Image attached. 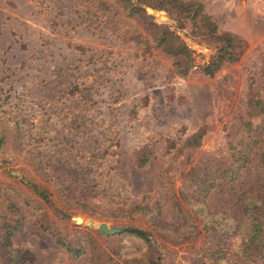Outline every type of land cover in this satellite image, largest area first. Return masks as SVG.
I'll list each match as a JSON object with an SVG mask.
<instances>
[{
  "label": "rangeland",
  "instance_id": "374dc122",
  "mask_svg": "<svg viewBox=\"0 0 264 264\" xmlns=\"http://www.w3.org/2000/svg\"><path fill=\"white\" fill-rule=\"evenodd\" d=\"M191 1L219 32L244 42L211 75L201 67L213 50L190 25L175 30L193 52L180 76L117 0H0V264H92L93 240L114 259L138 256L145 243L103 237L97 225L154 233L148 217H157L168 241L187 217L237 215L242 190L264 185V169L253 164L233 180L215 178L204 196L199 185L231 159L229 141L245 134V93L250 79L257 89L264 57V0ZM146 8L173 29L164 10ZM56 235L82 252L73 256ZM171 241L153 244V256L209 264L199 241Z\"/></svg>",
  "mask_w": 264,
  "mask_h": 264
},
{
  "label": "trees",
  "instance_id": "16d2710c",
  "mask_svg": "<svg viewBox=\"0 0 264 264\" xmlns=\"http://www.w3.org/2000/svg\"><path fill=\"white\" fill-rule=\"evenodd\" d=\"M117 1L122 4L126 16H136L149 28L153 45L171 57L172 70L177 75H185L191 68L193 52L175 32L176 29L190 25L192 37L210 44L213 52L209 54L207 62L201 67L202 72L207 75L213 74L224 62L235 61L243 48L242 40L227 32H219L214 21L202 12V7L197 2L191 0ZM145 6L153 10H164L174 22L173 29L163 23L153 21V16L149 14L147 8L145 10ZM152 12L159 20L163 19V12ZM251 84L250 79L245 93L248 119L241 122V129L245 131V134L240 136L236 142L229 141L228 149L231 159L224 160L221 164L217 162L216 165H222V167L218 171H213L210 176H206V181H200L199 185L202 184L203 193L200 189L199 191L202 196L207 194L215 178L233 180L239 171L251 164L264 169V57L261 58L260 81L257 89L253 90ZM249 117L256 118V122ZM201 134V131L193 133L188 141L193 146L198 145ZM258 143H261L260 151L256 159H252V149ZM144 161L145 159L141 160V163ZM31 188L41 199H47L44 190H39L34 184ZM239 200L237 215L221 210L207 212L209 217H205L203 221L201 219L195 221L187 217L179 224L181 226L179 231L174 230L178 235H168V241L162 240L163 237L159 232L166 227L156 223L157 217H148L154 233L135 225L115 227L123 229L112 234L106 235L100 232L103 237L107 238L114 235H130L145 243L146 249L138 256L128 253L127 257H122L118 254L114 259L101 251L98 243L93 240L89 247L90 262L92 264H165L166 254L161 252L153 256L150 248L155 244L164 249L166 246L164 242L172 244L171 240L175 238L178 241L177 244L185 243L186 247L195 246L199 241L200 249L206 254L205 260L209 264H264V185L242 190ZM202 202L198 203L203 206L204 202ZM216 214L220 217H213ZM218 225L220 227L215 230L214 227ZM55 242L73 256L82 252L80 247L72 246L57 235Z\"/></svg>",
  "mask_w": 264,
  "mask_h": 264
},
{
  "label": "water",
  "instance_id": "95a60500",
  "mask_svg": "<svg viewBox=\"0 0 264 264\" xmlns=\"http://www.w3.org/2000/svg\"><path fill=\"white\" fill-rule=\"evenodd\" d=\"M74 220L77 221V217H75ZM97 229L99 232L107 235V234H112L114 232H118L122 230L123 228L107 227V225L104 222H100L97 225Z\"/></svg>",
  "mask_w": 264,
  "mask_h": 264
}]
</instances>
